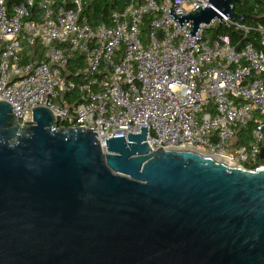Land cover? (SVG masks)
Wrapping results in <instances>:
<instances>
[{"label":"water","instance_id":"1","mask_svg":"<svg viewBox=\"0 0 264 264\" xmlns=\"http://www.w3.org/2000/svg\"><path fill=\"white\" fill-rule=\"evenodd\" d=\"M205 1L168 14L192 36L243 20L239 0ZM146 130L103 151L96 131L59 127L46 107L20 124L0 101V264H264V169L152 151Z\"/></svg>","mask_w":264,"mask_h":264},{"label":"built area","instance_id":"2","mask_svg":"<svg viewBox=\"0 0 264 264\" xmlns=\"http://www.w3.org/2000/svg\"><path fill=\"white\" fill-rule=\"evenodd\" d=\"M208 6L140 0L93 26L81 17V0H24L11 8L0 0V101L20 124L46 107L62 127L96 131L103 151L106 139L147 127L152 151L193 149L264 169V27L223 18L225 26L255 32V48L226 34L206 36L217 19L192 36L191 22L180 28L168 14Z\"/></svg>","mask_w":264,"mask_h":264},{"label":"trees","instance_id":"3","mask_svg":"<svg viewBox=\"0 0 264 264\" xmlns=\"http://www.w3.org/2000/svg\"><path fill=\"white\" fill-rule=\"evenodd\" d=\"M24 0H6L7 8L18 5ZM36 2L40 0H35ZM60 2V0H56ZM140 0H81V17H84L90 25H108L110 23V14L112 11L120 10L129 3H137ZM234 12L243 16L242 21H238L246 27H264V0H239L233 4ZM230 27V28H226ZM234 26H225L217 24L213 30L212 36L218 34L229 35L232 41L239 40L242 45L247 43L254 44L255 48H260L257 41V34L253 31L244 34L242 31L235 30ZM60 127V125H58ZM245 129V128H244ZM240 129L241 135L246 131ZM249 129V128H248ZM238 134V136H239ZM242 143V140L239 141ZM250 169V166H245Z\"/></svg>","mask_w":264,"mask_h":264},{"label":"rangeland","instance_id":"4","mask_svg":"<svg viewBox=\"0 0 264 264\" xmlns=\"http://www.w3.org/2000/svg\"><path fill=\"white\" fill-rule=\"evenodd\" d=\"M216 25H217V24H216ZM216 25H215V26H216ZM215 26H214V27H210L209 29H207V30L205 31L204 34H205L206 36H208V37H211V36H212L211 34L213 33V30H214Z\"/></svg>","mask_w":264,"mask_h":264},{"label":"bare ground","instance_id":"5","mask_svg":"<svg viewBox=\"0 0 264 264\" xmlns=\"http://www.w3.org/2000/svg\"><path fill=\"white\" fill-rule=\"evenodd\" d=\"M189 150H192V151H194L193 149H189ZM195 152V151H194ZM198 153V152H197ZM201 154H203V153H201ZM203 155H205V154H203Z\"/></svg>","mask_w":264,"mask_h":264}]
</instances>
